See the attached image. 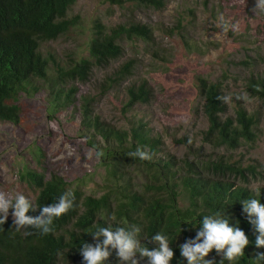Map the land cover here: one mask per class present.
I'll list each match as a JSON object with an SVG mask.
<instances>
[{"label": "trees", "instance_id": "1", "mask_svg": "<svg viewBox=\"0 0 264 264\" xmlns=\"http://www.w3.org/2000/svg\"><path fill=\"white\" fill-rule=\"evenodd\" d=\"M77 1L0 0V122L18 124L22 112L20 95L38 92L42 82L55 111L74 106L78 89L69 84L88 83L95 68L107 69L125 56V44H141L144 54L169 61L171 54L158 45L156 29L134 17L112 27L94 20L87 57L70 54L63 62L53 51L43 53L42 44L67 36L79 26L78 17H68ZM106 1L131 14L142 9L162 11L168 4V0ZM177 30L188 50L197 49L186 40V27L181 22ZM248 62H242V66L249 68ZM138 66V58H128L96 85V94L83 95L78 106L83 137L103 153L100 159L107 192L100 197L86 194L81 185L67 182L58 173L25 168L20 179L32 190L31 201L37 207L28 215H40L43 206L56 202L66 191L73 193L75 207L57 218L54 232L47 235L38 234L34 228L16 231L13 220L7 219L0 225V264H84L80 252L83 243L95 244L91 234L108 225L139 227V239L150 250L158 247L150 238L161 233L167 236L175 253L170 264H188L181 256L180 245L195 238L205 215L217 213L226 214L230 226L240 227L250 240L245 255L231 264H257V253H264V247H256L258 234L248 222L241 202L256 198L264 204V188L250 186L248 179L257 177V167L235 160L234 152L256 143L261 114L251 112L245 100L237 99L244 96L242 93L228 94L226 74L215 82L197 76L195 87L202 102L197 113L204 117L207 129L199 135L201 146L194 148L193 143L190 147L192 158L179 160L166 152V130L157 132L149 122L136 118L127 127L117 126L102 120L96 111L99 98L118 89L123 95L124 116L139 106L152 104L155 95L149 82H130ZM243 86L249 98L264 105V72L253 70L244 78ZM220 96L232 98V113L228 103L217 99ZM167 136L179 144L188 141L187 137L176 140V134ZM138 148L149 152L152 159L127 155ZM37 153L40 160L43 153L40 149ZM135 176H143L147 182L139 188ZM109 250L111 255L104 264H120L117 250ZM207 259L220 264L223 258L213 250ZM141 264H148L147 258ZM223 264L230 262L225 260Z\"/></svg>", "mask_w": 264, "mask_h": 264}, {"label": "rangeland", "instance_id": "2", "mask_svg": "<svg viewBox=\"0 0 264 264\" xmlns=\"http://www.w3.org/2000/svg\"><path fill=\"white\" fill-rule=\"evenodd\" d=\"M256 3L257 0H168L162 11L142 9L131 14L106 0H78L68 17H78L79 26L67 36L42 44L43 53L53 51L63 62L70 54L87 57L94 20L99 19L112 27L134 17L156 29L158 45L171 54L169 61L166 63L151 54H144L141 44L133 46L128 43L124 45L125 56L107 69L95 68L88 83L69 84L76 86L78 91L74 106L67 110H54L43 82L38 92L31 95L22 93L18 100L22 110L20 122H0V191L13 197L20 193L33 199L32 190L20 179V172L27 167H39L46 174L55 172L67 182L81 185L86 194L100 197L107 192L101 159L97 158L96 149L81 133L78 106L83 95L96 94V85L128 58L139 59V66L130 82L147 80L154 90V101L124 116L121 89L111 91L101 96L96 105L102 120L127 127L132 118L143 119L155 131L169 132H165L168 154L179 160L191 159L190 147L193 143L194 148L201 146L199 135L207 129L204 117L197 113L202 102L195 87L196 77L201 75L215 82L226 74L228 94L246 95L247 108L261 114L256 143L234 152V158L256 166L259 174L248 181L254 189L264 188V105L255 98H249L243 86L244 78L250 72H264V14L255 15L252 11ZM179 22L186 27V40L197 49L190 51L185 47L177 30ZM225 22H238L239 30L230 28L225 33ZM246 60L249 68L242 66ZM228 104L232 113V102ZM167 134H176V140L187 137L188 141L179 144ZM37 149L43 153L40 160L37 159ZM135 182L141 188L147 179L135 176ZM13 211L9 210L8 219L13 220Z\"/></svg>", "mask_w": 264, "mask_h": 264}, {"label": "clouds", "instance_id": "3", "mask_svg": "<svg viewBox=\"0 0 264 264\" xmlns=\"http://www.w3.org/2000/svg\"><path fill=\"white\" fill-rule=\"evenodd\" d=\"M255 15L264 14V0H257L256 6L252 8ZM239 23L225 22L223 31H238ZM217 99L225 104L231 101L230 96H220ZM237 99L246 100L247 96H238ZM91 155V154H89ZM102 152H97L96 156H102ZM131 158L141 160H151L152 155L144 150L137 149L129 152ZM243 212L246 214L248 222L253 225L256 236V247H264V204L259 199L249 198L241 202ZM75 207V197L71 191H66L59 199L51 205L43 206L40 215H28L30 210H36L31 199L24 194L17 193L14 197L6 192L0 191V225H4L9 216V210L14 209L13 224L16 231L34 228L40 235H47L54 232V221L67 214ZM239 221H237V224ZM141 229L137 226L115 227L111 225L99 227L93 235L95 244L84 242L80 249L84 264H104L110 257L111 249L117 250L120 264H141V260L147 258L148 264H170L175 253L170 247L167 236L157 233L150 239L158 245L155 250H150L141 243L138 234ZM31 234V233H29ZM101 237L103 238L101 241ZM250 244V240L240 227L230 226V218L223 214L205 215L202 220V227L197 232L194 239L180 245L181 256L187 259L188 264H217L214 259H207L209 254L215 250L222 256L220 264L225 260L237 261L245 255V248ZM139 257V258H138ZM257 264H264V253H257Z\"/></svg>", "mask_w": 264, "mask_h": 264}]
</instances>
